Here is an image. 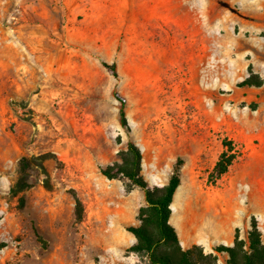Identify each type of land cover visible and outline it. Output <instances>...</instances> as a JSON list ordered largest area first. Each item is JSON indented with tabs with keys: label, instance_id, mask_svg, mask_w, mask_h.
Here are the masks:
<instances>
[{
	"label": "rangeland",
	"instance_id": "obj_1",
	"mask_svg": "<svg viewBox=\"0 0 264 264\" xmlns=\"http://www.w3.org/2000/svg\"><path fill=\"white\" fill-rule=\"evenodd\" d=\"M0 28L20 62L0 66V264H151L127 230L144 191L100 171L129 142L150 187L183 160L170 218L183 249L228 264L214 247L248 241L253 216L264 239V83L237 86L250 64L264 81V0H0ZM224 143L237 158L214 180ZM39 156L12 196L19 161Z\"/></svg>",
	"mask_w": 264,
	"mask_h": 264
},
{
	"label": "trees",
	"instance_id": "obj_2",
	"mask_svg": "<svg viewBox=\"0 0 264 264\" xmlns=\"http://www.w3.org/2000/svg\"><path fill=\"white\" fill-rule=\"evenodd\" d=\"M104 66L112 74H116L114 64L104 63ZM263 83L262 77L254 71L250 64L248 76L237 86L239 88H260ZM116 98L121 103L120 123L122 127L128 128L125 112L126 100L118 94H116ZM253 108L255 109L256 106L254 105ZM224 144L227 149L221 153L211 174L214 180H218L226 174L237 158L232 143ZM118 155L119 160L101 168V174L109 180H123L127 192H131L135 188L142 189L146 201V205L139 210V224L127 228L136 239V243L130 250L138 254H146L151 264H218L216 254H207L198 245L183 249L177 231L170 223L171 205L174 195L181 185L180 172L183 160L181 158L177 160L167 184L150 187L142 174L143 156L140 148L133 142H129L127 148L120 151ZM38 159H41V156L23 157L19 161V176L10 190L12 196H18L32 186L27 174L31 165L35 164ZM40 167H43V164ZM73 198L76 220L81 221L84 212L83 204L75 193ZM5 246L6 243L0 241V250ZM214 252L217 254L226 253L228 264H264V243L258 220L254 216L251 218L248 241L240 238L239 231L236 230L233 244L230 246L218 245L214 248Z\"/></svg>",
	"mask_w": 264,
	"mask_h": 264
},
{
	"label": "crops",
	"instance_id": "obj_3",
	"mask_svg": "<svg viewBox=\"0 0 264 264\" xmlns=\"http://www.w3.org/2000/svg\"><path fill=\"white\" fill-rule=\"evenodd\" d=\"M4 35H5L4 31H2V29L0 28V40H1V42H0V50H2V49L5 50L6 49L5 46H4L5 45V43H4L5 42L4 41L5 36ZM2 44H4V45L1 46ZM19 63L20 62L18 61V59L16 57L6 58V57H4V54L0 53V66H16V65H19ZM4 82H5L4 77L1 75L0 76V84L4 83ZM4 92H5L4 89L0 86V97H3V95L5 94ZM259 228H260V230L262 232V227L260 226V224H259ZM262 240H263V243H264L263 235H262ZM232 241L233 240H231L230 242H226V244H229L227 246H230L231 243L233 244L234 241L233 242ZM199 244H201V243H199Z\"/></svg>",
	"mask_w": 264,
	"mask_h": 264
},
{
	"label": "bare ground",
	"instance_id": "obj_4",
	"mask_svg": "<svg viewBox=\"0 0 264 264\" xmlns=\"http://www.w3.org/2000/svg\"><path fill=\"white\" fill-rule=\"evenodd\" d=\"M155 7V6H154ZM153 19V18H152ZM153 21V20H152ZM154 21H156V20H154ZM156 23H157V21H156ZM158 25H159V23H158ZM160 26V25H159ZM196 32V31H195ZM197 33V32H196ZM193 37V36H192ZM194 38V37H193ZM193 43V42H192ZM196 46H197V44H196ZM195 46V47H196ZM191 47H192V44H191ZM194 48V47H193ZM202 48H203V46H202ZM191 51V50H190ZM192 52V51H191ZM193 54H195V53H193ZM190 55H191V53H190ZM188 56H189V54H188ZM191 58V57H190ZM193 58V57H192ZM195 58V57H194ZM189 59V58H188ZM182 60H184L183 58H182ZM187 60L185 59V62H186ZM191 61H193V60H191ZM187 62H189V61H187ZM195 62V61H194ZM192 64H194V63H192ZM192 67H194V66H192ZM201 68V67H200ZM193 69V68H192ZM197 70H199V69H197ZM196 71V69L194 70V72ZM200 71H201V69H200ZM191 72H192V70H191ZM198 72H196V74H197ZM163 76H165L164 75V70H162V73H161ZM200 74V73H199ZM196 76V75H195ZM162 77V76H161ZM163 78V77H162ZM196 78V77H195ZM197 78H198V76H197ZM196 78V79H197ZM199 79V78H198ZM197 79V80H198ZM164 80V79H163ZM159 81V80H158ZM200 81V80H199ZM162 82V81H161ZM160 84V83H159ZM152 85V84H151ZM197 86V85H196ZM195 86V87H196ZM202 86V85H201ZM197 90H199L200 92H198L197 93V95L196 96H198V99H200V101L202 102V96L203 95H207L208 94V91L205 89V90H202L201 88H199V86H197ZM195 96V95H194ZM197 104V103H196ZM180 187V186H179ZM178 187V188H179ZM171 209H172V212H173V210H175L174 208H172V205H171ZM175 212H176V210H175ZM176 228H177V230L180 232V230H179V227H177V225H176Z\"/></svg>",
	"mask_w": 264,
	"mask_h": 264
}]
</instances>
